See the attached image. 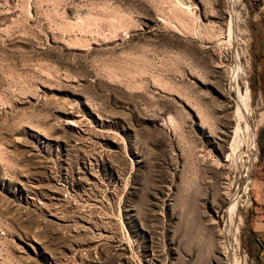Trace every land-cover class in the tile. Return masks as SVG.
Returning <instances> with one entry per match:
<instances>
[{
    "label": "rangeland",
    "instance_id": "obj_1",
    "mask_svg": "<svg viewBox=\"0 0 264 264\" xmlns=\"http://www.w3.org/2000/svg\"><path fill=\"white\" fill-rule=\"evenodd\" d=\"M262 30L264 0H0V264H254Z\"/></svg>",
    "mask_w": 264,
    "mask_h": 264
},
{
    "label": "crops",
    "instance_id": "obj_2",
    "mask_svg": "<svg viewBox=\"0 0 264 264\" xmlns=\"http://www.w3.org/2000/svg\"><path fill=\"white\" fill-rule=\"evenodd\" d=\"M244 205V226L249 235L254 264H264V160L260 161L253 173Z\"/></svg>",
    "mask_w": 264,
    "mask_h": 264
},
{
    "label": "trees",
    "instance_id": "obj_3",
    "mask_svg": "<svg viewBox=\"0 0 264 264\" xmlns=\"http://www.w3.org/2000/svg\"><path fill=\"white\" fill-rule=\"evenodd\" d=\"M251 32H252V34L254 35V34L256 33V27H253V28L251 29ZM261 35H264L263 30H262V32H261ZM256 75H257V76L259 75L260 80H261L260 88H261V89H264V70H263V72H262L261 74H256ZM252 85H253V84H252Z\"/></svg>",
    "mask_w": 264,
    "mask_h": 264
},
{
    "label": "built area",
    "instance_id": "obj_4",
    "mask_svg": "<svg viewBox=\"0 0 264 264\" xmlns=\"http://www.w3.org/2000/svg\"><path fill=\"white\" fill-rule=\"evenodd\" d=\"M249 182H250V180L246 181L245 184H244V189H243V193H244V194H247L248 191H250V188H249ZM245 187H246V188H245ZM237 199H238V197H237Z\"/></svg>",
    "mask_w": 264,
    "mask_h": 264
},
{
    "label": "bare ground",
    "instance_id": "obj_5",
    "mask_svg": "<svg viewBox=\"0 0 264 264\" xmlns=\"http://www.w3.org/2000/svg\"><path fill=\"white\" fill-rule=\"evenodd\" d=\"M234 204H235V202H234Z\"/></svg>",
    "mask_w": 264,
    "mask_h": 264
}]
</instances>
